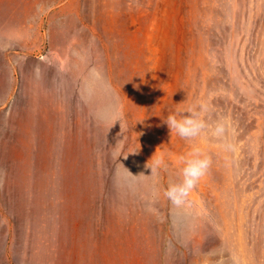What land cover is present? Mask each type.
Returning <instances> with one entry per match:
<instances>
[{"label": "rangeland", "instance_id": "374dc122", "mask_svg": "<svg viewBox=\"0 0 264 264\" xmlns=\"http://www.w3.org/2000/svg\"><path fill=\"white\" fill-rule=\"evenodd\" d=\"M0 264H264V0H0Z\"/></svg>", "mask_w": 264, "mask_h": 264}, {"label": "clouds", "instance_id": "9594fccd", "mask_svg": "<svg viewBox=\"0 0 264 264\" xmlns=\"http://www.w3.org/2000/svg\"><path fill=\"white\" fill-rule=\"evenodd\" d=\"M180 104V103H179ZM204 105H189L187 108H178L170 113L163 122L170 132H175L185 140H193L200 136L202 132L210 126L201 117ZM215 137H223L225 129L223 124H216L211 130ZM126 158V157H125ZM184 166L181 169L182 179L179 183H173L165 190L164 195L176 206L185 203L186 198L204 177L211 165V159L205 155L198 147H194L186 156L182 157ZM166 161L163 155H157L147 167L151 169V174L156 175L158 171L165 168Z\"/></svg>", "mask_w": 264, "mask_h": 264}]
</instances>
